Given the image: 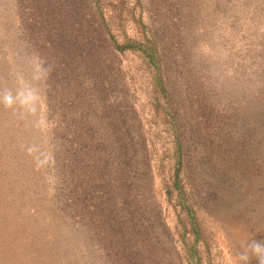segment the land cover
<instances>
[{"label":"rangeland","instance_id":"rangeland-1","mask_svg":"<svg viewBox=\"0 0 264 264\" xmlns=\"http://www.w3.org/2000/svg\"><path fill=\"white\" fill-rule=\"evenodd\" d=\"M250 239L264 0H0V264H238Z\"/></svg>","mask_w":264,"mask_h":264},{"label":"clouds","instance_id":"clouds-1","mask_svg":"<svg viewBox=\"0 0 264 264\" xmlns=\"http://www.w3.org/2000/svg\"><path fill=\"white\" fill-rule=\"evenodd\" d=\"M252 258L264 264V242L250 239L243 243L238 264H250Z\"/></svg>","mask_w":264,"mask_h":264},{"label":"trees","instance_id":"trees-1","mask_svg":"<svg viewBox=\"0 0 264 264\" xmlns=\"http://www.w3.org/2000/svg\"><path fill=\"white\" fill-rule=\"evenodd\" d=\"M125 47H126V48H131V45H126ZM119 50H121V51H122V50H124V49H123V48H121V47H119ZM150 58H151V57H150Z\"/></svg>","mask_w":264,"mask_h":264}]
</instances>
